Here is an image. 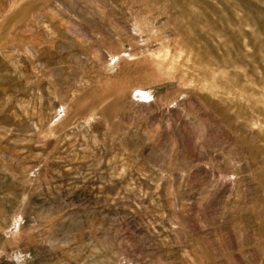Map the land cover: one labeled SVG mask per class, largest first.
I'll use <instances>...</instances> for the list:
<instances>
[{
	"label": "rangeland",
	"instance_id": "rangeland-1",
	"mask_svg": "<svg viewBox=\"0 0 264 264\" xmlns=\"http://www.w3.org/2000/svg\"><path fill=\"white\" fill-rule=\"evenodd\" d=\"M0 264H264V0H0Z\"/></svg>",
	"mask_w": 264,
	"mask_h": 264
}]
</instances>
